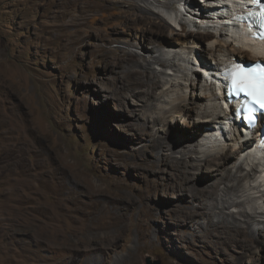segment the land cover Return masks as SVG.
Wrapping results in <instances>:
<instances>
[{"label":"rangeland","instance_id":"obj_1","mask_svg":"<svg viewBox=\"0 0 264 264\" xmlns=\"http://www.w3.org/2000/svg\"><path fill=\"white\" fill-rule=\"evenodd\" d=\"M193 1L195 8L185 0H136L167 20L170 32H182L177 24L184 19L188 31L221 30L237 46L219 19L201 22L206 1ZM124 5L125 0H0V264H148V259L152 264H262L257 250L242 261L236 245H215L203 219L194 216L198 203L192 188L207 183L210 189L211 181L223 184L227 177L203 163L193 173L198 185L195 180L182 184L177 170L164 162L160 139L177 150H186L188 143L207 148L195 141L200 133L187 135L192 129L170 115L173 133L166 135L156 121L159 110L149 108L154 99L130 91L108 55L109 48L121 47L150 60L152 54L160 56L145 27L137 25L132 38L116 19ZM116 26L121 34H112ZM115 37L122 39L108 42ZM218 45L165 48L163 61L178 70L154 64V71L163 82L180 78L187 98L199 102L193 72L202 83L209 75L197 70L200 61L192 63L190 52L212 54ZM216 58L224 59L219 53ZM179 88L175 91L181 93ZM194 113L192 122L198 120ZM262 169L246 186L241 198L246 203L230 212L264 211Z\"/></svg>","mask_w":264,"mask_h":264},{"label":"bare ground","instance_id":"obj_2","mask_svg":"<svg viewBox=\"0 0 264 264\" xmlns=\"http://www.w3.org/2000/svg\"><path fill=\"white\" fill-rule=\"evenodd\" d=\"M156 1L160 2V0ZM168 1L170 2L165 3L170 4L171 1L175 0ZM185 1L187 4L191 5V8H195L193 0ZM205 1L208 11L199 13L202 15L200 18H202L203 21L201 22H212L214 24V19H219L220 24L222 23L225 26L223 30H229L234 33V37L237 39L234 41H237V46L230 44V38L227 39V34L221 30H217L216 33L188 31V29H186L187 21L184 19L180 20L177 24L182 32H170L167 20L162 19L158 14L156 15L150 7H144L136 2V0H125V5L121 8L122 12L116 15V19L120 21L121 25H125L129 33H131V37H134V28L137 25L140 24L145 27L147 33L151 36L150 41L153 44V52H160V56H153L151 53L153 60H150L138 52H132L121 47L109 48L107 53L116 61L121 76L125 79L130 91L137 94L143 93L145 97H147L146 99H154L155 105L152 104L153 107L151 106L149 108L154 109L155 107L156 109L157 107V110H159L162 117L160 119L157 118L156 121H159L162 125L166 135L170 137L174 127L170 124V121L173 122L174 120L168 119V115L175 118L176 121L180 120L182 125L186 127L185 129H192L191 131H186L187 135L194 130L200 133V139H196L195 141L198 143L202 142L201 145L207 148V150H198L194 144L189 145V143L187 144L186 150H177L175 145H172L168 140L160 139L159 145L161 151H165L163 160L166 164H170L177 170L182 184H191L196 177L193 173L198 171L197 169L202 167L203 163L212 165L216 174L227 177L225 181H222L223 184L221 181H218L219 184L217 181H211L210 189L207 188V183L206 187H200L199 185V188H192L196 191V193L193 191L195 194L192 200L198 203V206H195V209L192 208V210H195L194 216L196 218L203 219L204 230L207 236L217 246L236 245L239 247L242 251L240 259L242 261H245L248 256H251L250 254H253V252L257 250L259 258L256 257V260L264 264V211L256 213L240 211L238 214L230 212L232 207H242V205L246 203V200H242L241 198L244 195L243 193L247 184L256 181L258 174L263 171L264 145L257 140L258 133H248L249 130L243 131L236 119H233V123L228 121L232 119L233 116L230 115L227 108H224L229 107V105L224 106L226 103L222 104L223 100L225 102L226 95L224 86L222 85V79H220L222 78V68L226 69L228 66H231L232 62L238 59L236 58L237 56L241 58L248 57L249 60L247 62L260 60L257 56L258 50L255 47H251L256 45L257 42L249 38L246 33L234 29L233 25L235 22L232 21L233 12L247 8L248 4L253 0H241L239 3L236 2L239 0H219V2H214L213 0ZM194 19L193 17V20ZM108 20L106 19L107 23ZM193 24L194 27L200 28V25L198 26V23H195V21ZM121 33L122 31L118 30L117 26L112 27V34ZM121 39L122 38L119 37L109 38L108 42H120ZM223 41L224 43L221 44ZM191 42H208L209 47H211L213 43L219 42L218 46L210 49V51L212 50V54H209L205 49L202 50V52H190L193 54L192 63L194 61H200L199 65H195L197 70H204L209 75L207 78L208 80L204 79L203 83L198 79V74L196 72H193L196 76L195 80L191 79V85L194 86L197 94L200 92V99H198V101L203 102L200 112L197 110L195 111V105L200 103L191 101V98H187L189 96V94L188 96L186 95L188 91L182 86L184 84L179 81L180 78L173 79V77H171L170 80L163 82L153 68L154 64H158L166 68L178 70L176 64L167 65L165 61H163V49L169 48L174 50L176 45L182 47ZM131 44L140 50H144V45L140 41L133 40ZM216 53H219L224 59L221 60L216 58ZM176 56H183V54L177 53ZM188 64H190V59L188 60ZM207 74L205 73V75ZM183 78L186 83L190 80V77L186 74ZM178 86H181L179 90H181L182 94L175 91V88ZM167 87L168 89L164 90ZM160 88L164 91L157 93ZM169 89H172V92L168 91ZM171 93H173L172 95H176L175 99H169ZM166 98L168 99L166 100ZM193 99H195V97ZM164 104L165 106H163ZM194 112H197L198 120L192 122V117L195 114ZM178 116L181 118H177ZM263 124L264 115L260 121L259 128L262 127ZM229 130H231V132H229ZM183 131L182 134L184 133ZM180 139L182 141L183 137ZM218 142H223L224 144H218ZM181 147H186V144L183 143ZM246 148L252 149L249 153L242 156L241 154ZM176 154L180 156H176ZM234 159L237 160L233 161ZM230 164H232L230 166L231 171L228 169ZM233 168H236V171L235 174L231 176L230 173L233 171ZM259 176L261 175L259 174ZM199 189L203 191L209 190L210 193H203L202 191V193H200ZM190 193H192L191 190ZM186 199H189V197L187 196ZM210 199L212 200L208 203ZM257 255L255 254V256Z\"/></svg>","mask_w":264,"mask_h":264},{"label":"snow or ice","instance_id":"obj_3","mask_svg":"<svg viewBox=\"0 0 264 264\" xmlns=\"http://www.w3.org/2000/svg\"><path fill=\"white\" fill-rule=\"evenodd\" d=\"M253 2L259 10L258 26L264 29V0H253ZM250 15L256 19L255 13H250ZM254 38L264 39V33H260ZM225 75L230 81L233 94L242 93L251 100L252 104L264 110V66L257 64L250 68L245 67L242 63H237ZM242 111L247 113L248 123H254V109L245 107Z\"/></svg>","mask_w":264,"mask_h":264},{"label":"water","instance_id":"obj_4","mask_svg":"<svg viewBox=\"0 0 264 264\" xmlns=\"http://www.w3.org/2000/svg\"><path fill=\"white\" fill-rule=\"evenodd\" d=\"M147 263H148V264H152L150 259L147 260ZM156 264H160V263L158 262V263H156Z\"/></svg>","mask_w":264,"mask_h":264}]
</instances>
